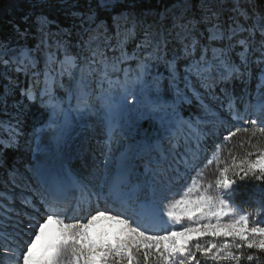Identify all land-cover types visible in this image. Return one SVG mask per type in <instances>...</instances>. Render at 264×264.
<instances>
[{"label": "snow or ice", "instance_id": "snow-or-ice-1", "mask_svg": "<svg viewBox=\"0 0 264 264\" xmlns=\"http://www.w3.org/2000/svg\"><path fill=\"white\" fill-rule=\"evenodd\" d=\"M123 2L127 10L111 16L112 29L99 14L113 12L121 0H85L82 10L71 12V29L57 25L53 33L56 22L38 13L31 23L23 18V31L13 25L15 45L0 41L4 78L15 71L29 80L13 100L14 123L0 138V164L8 149L20 148L21 138L29 151H39L34 142L47 139L45 155L60 156L69 124L56 88L66 93L69 107L76 101L80 116L93 113L91 97L100 91L107 142L125 127L129 134L144 133V142L130 146L95 188L81 180L69 184L61 161L55 170L33 165L39 182L31 199L17 206L0 197V264H264V11L253 0H199L198 14L192 0H175L157 13L137 12L136 0ZM161 64L173 98L161 92ZM254 72L261 81L255 103L248 91ZM234 82L242 85L239 92ZM18 86L8 80L0 108L8 107ZM206 97L219 109L209 108ZM192 98L203 109L195 120L185 119L177 106ZM30 103H39L48 117L25 137ZM249 180L259 182L261 193L252 212L234 202L237 183ZM173 184L183 191L173 192ZM101 219L113 222L111 230H93ZM49 223L59 226L58 233L37 250Z\"/></svg>", "mask_w": 264, "mask_h": 264}, {"label": "rangeland", "instance_id": "rangeland-1", "mask_svg": "<svg viewBox=\"0 0 264 264\" xmlns=\"http://www.w3.org/2000/svg\"><path fill=\"white\" fill-rule=\"evenodd\" d=\"M264 2V0H262ZM32 3H37L36 0H32ZM255 8L257 11H264V6L259 8L257 6V1L253 0ZM46 3H56L59 5L64 6L66 9L69 7L68 3H65L64 0H46ZM121 3H123V0H121ZM171 7V6H169ZM72 12V11H71ZM162 12V11H161ZM148 13H153V12H148ZM29 16H32V13L28 14ZM28 16V17H29ZM71 17L72 21L74 22V18L71 16V13L69 14ZM147 19L149 22L153 19L152 15H148ZM76 23H79L78 20L75 21ZM55 25V23L53 24ZM15 37L17 36V33L14 32L12 40L14 41L12 45L16 44V39ZM143 37V33H141V38ZM58 37H53V39H57ZM129 52L132 51V49ZM43 67V66H42ZM159 67H163L161 64ZM183 65L181 64V71H182ZM156 70L154 69V72ZM4 69L0 67V92L3 91L4 85L8 84V80L11 79L15 84L19 85L15 89V95H9L8 97V107L7 108H0V138H6L9 135V127L8 124L9 122H13L12 116L15 113L16 109L13 107V100H19L20 99V87H22V84L18 78H21L19 76L20 73H16L15 71H9L7 73L8 79H5L3 76ZM161 73V72H159ZM163 74L161 77V92L164 94L165 89L168 87L171 90V98L174 97V89L172 86L169 85L168 79L165 78V74ZM255 72L254 76L250 79L249 84H248V91L252 93V102L255 103V99L259 97L260 92L258 90V85H260L259 77L260 74H257V78H255ZM41 81L43 80V77L40 78ZM259 81V82H258ZM64 83L68 84V79L67 77L64 78ZM235 87L237 89V92H239V89L242 87V85L239 84V82H234ZM40 88L43 87V84L41 83L39 85ZM180 88H183V84H179ZM202 91V90H201ZM191 94H189L190 96ZM55 96L57 97V102H59L60 99H63L65 101L64 106L68 108L67 114H66V119L68 121V124L74 125L77 130L84 131L85 133L83 134V137L87 136L88 133L94 132V136H89V140L84 139L83 148L79 151H77L74 155H64L63 152L60 154V159L61 161L64 159L68 162L67 165L70 167L73 178L76 180H81L88 182L93 188L100 184L102 180L104 179L105 173H101L100 167L101 163L100 160L103 156V153H107L109 158L111 159L114 157V153L116 150H120L122 147H127L128 144V138L130 137V140L132 139V142L130 145H136L139 143L144 142V133L141 132L139 134V137L134 139V135L136 134L135 130L133 129L131 131V134H129V130L127 127L121 129L115 138L114 141L112 142H107L108 141V135L106 133L105 127L102 123V118L101 114H99V110L102 107L103 101L100 98L101 93L99 90L95 91L92 94L91 97V103L94 105L93 108V113L86 115V116H80L77 114L75 111V104L76 101H72V107H69L67 104V96L66 93L63 91V89L56 88L55 89ZM191 101H197L198 100L192 98L188 100H184L182 102H178V110L180 112V107L186 103H189ZM171 102V100H170ZM204 103L209 106V108L213 109H219V102L216 100H213L210 97H206L204 100ZM182 115V113L180 112ZM163 115V113L161 114ZM203 115V109L201 107V104L199 102L198 105V112L194 117H191V119L195 120L196 117L202 116ZM48 117V116H47ZM39 118V113H28L26 109V114L23 117L24 123H23V131L25 133V137L30 136V133L32 132L33 125L36 124H41L38 123L36 119ZM189 119V118H185ZM47 118L45 119V121ZM146 125V124H144ZM73 126V127H74ZM1 130H4V132H1ZM133 137V138H132ZM69 138V137H68ZM222 139V137H221ZM119 143H118V142ZM39 139H37L34 144L33 148L36 147L37 144L41 146L42 142ZM46 142V143H45ZM45 144H47V139H45ZM20 148L14 150L16 153V161L13 163H10L9 166H7V170H4L3 168L0 167V197L7 196L8 200H13L15 199L17 206H19V201L20 199L27 197L28 199H31V194L34 191L33 185L36 184V179L38 178L35 176L34 173L31 172V170H27L28 166H33L36 164H39L38 162H45L50 164L53 161L54 156L52 154H47L45 155L44 152H46V148H42L39 151H29L25 147V138H21L20 140ZM110 145V146H109ZM112 147V148H111ZM112 149V150H111ZM114 152V153H113ZM38 153L41 154V157H37ZM43 157V158H42ZM63 163V161H62ZM60 165V164H58ZM57 165V166H58ZM15 168L17 170V174L13 176L11 174V169ZM209 169H206V178L210 179V177L213 175L214 172L209 173ZM183 175V174H182ZM191 175H195L193 172ZM11 177V178H9ZM190 182V178H189ZM171 187L173 192H182L183 188L179 184H173L169 185ZM261 193L257 191V188L253 192V194L248 198L249 202H247V209H243L245 211L252 212L257 208L256 201L260 198ZM236 205V204H235ZM237 206V205H236ZM71 215V213L69 214ZM103 221V220H101ZM100 223V221H97L95 225ZM94 225V226H95ZM113 226V222L109 221L105 225L107 229L106 231L109 230V227ZM95 227H93L94 230ZM95 231V230H94ZM46 242L45 239L43 243ZM42 246L41 242L38 244V248L40 249ZM66 264V262H65ZM207 264H211V261L207 262Z\"/></svg>", "mask_w": 264, "mask_h": 264}, {"label": "trees", "instance_id": "trees-1", "mask_svg": "<svg viewBox=\"0 0 264 264\" xmlns=\"http://www.w3.org/2000/svg\"><path fill=\"white\" fill-rule=\"evenodd\" d=\"M32 0H0V41H10L11 44L14 42L12 40L14 35V27L13 25L19 26L20 30L23 31L25 27H28V24H26L23 20L25 16H29L28 14L32 13V16H29V23H31V20L34 18V14L38 13H44L48 16L50 20H54L56 23L55 25L51 26V31L53 33H56L58 31L57 25H59L60 29H71L73 25V21L69 14L71 11H77L82 10L85 4V0H78L77 6L74 8L72 7V4L76 2V0H67V3L69 4V7L66 9L64 6L59 4H52V3H32ZM37 1V0H36ZM257 6L259 8L264 6V2L262 0H256ZM175 0H136V11L137 12H161L165 8L171 6ZM199 0H192L193 9L192 11L197 12L198 9L196 5H198ZM127 7L123 3H120V6L117 7L113 12H105L101 11L99 16L100 19H104L107 21L109 28L112 29V19L111 16L119 13L120 11H126ZM99 22V21H98ZM114 30V29H113ZM31 31L35 32V25L32 26ZM141 33H139L138 38L136 41L130 42L128 45V50L130 51L131 48L135 46V43L139 41L141 38ZM16 39H19V37H15ZM17 42V41H16ZM21 44L25 43L24 40L19 41ZM27 44L29 47H31L35 41L29 37L27 39ZM75 51V49H73ZM43 65L41 64V67ZM159 72L165 74V78H167V72L163 67H159ZM21 78H18L24 86L25 84L28 85L29 80L26 78L22 73L19 74ZM166 97L171 98V90L167 87L165 89V92L163 94ZM171 100V99H170ZM198 103L196 101H191L188 104H184L181 106L180 111L184 115V118H189L191 115L196 114L198 112ZM27 112L30 114L32 112L39 113V118L36 119L38 123L43 122L47 116L48 113L40 107L39 103H30V106L27 108ZM143 127L147 128V124L143 125ZM1 132H4V130H1ZM1 136V134H0ZM135 137H139V135L135 134ZM239 140V137L237 140L233 141V144H236ZM236 154L240 155L241 150L236 149ZM227 156V153L225 151V154L220 157L221 160L225 159ZM16 153L13 149H8L4 156V161L2 164H0V167L4 170H7V166H9L10 163H13L16 161ZM215 165L210 168L209 173L214 172ZM10 178V177H9ZM213 178V175L210 177V179ZM259 182L254 180L244 181V182H238L237 183V191L235 193V201L239 204V206L246 208V202L249 201V197L253 194L255 189L257 188ZM213 264V262H211ZM245 264H248V262H245ZM251 264H256L255 261L251 262Z\"/></svg>", "mask_w": 264, "mask_h": 264}, {"label": "bare ground", "instance_id": "bare-ground-1", "mask_svg": "<svg viewBox=\"0 0 264 264\" xmlns=\"http://www.w3.org/2000/svg\"><path fill=\"white\" fill-rule=\"evenodd\" d=\"M258 73L259 72H255V74H256L255 78H257V74ZM259 81H260V77H259ZM73 126L74 125L69 124L68 135L66 137V143L64 144L63 151H62L64 155H74L77 151H79V150H81L83 148L82 144L84 143V139L89 140V136L88 135L94 136V132H92V133H88L87 136L83 137V134L85 132L77 130L76 127L75 126L73 127ZM128 139H129L128 140V144L129 145H127V147H122L120 150H116L115 153L113 152L115 155L111 159L109 158L107 153H103V156H102V158L100 160V163H101L100 171H101V173H106V171H108V170H110V169H112L114 167H117V168L119 167V164H120L122 156L125 155L127 153L128 149L130 148V146H132V145H130V143L132 142V139L130 140V137ZM45 143L41 144L40 149L47 148V144H45ZM37 157H41V154L38 153ZM106 158H107V168L105 167ZM58 161H61L60 156L59 157L54 156L53 161L50 164L45 163V162H38L39 164H37V166L48 167V168H51V169L55 170V169H59L60 168V165H58L59 164ZM62 161H63V163H62L63 169L62 170L63 171L65 170V172L67 174L69 172V174L71 175V172H70L71 169L66 163L68 161H66L64 159ZM65 164H66V167H65ZM34 174H36V173H34ZM66 181L67 182L69 181V178L67 176H66ZM94 206L95 205H93V207ZM101 220H103V221H101ZM101 220H100V223H98L97 225L94 226L95 227L94 230H105V229H107V227H105V225L107 223H109V221L104 220V219H101ZM58 227L59 226L56 225L55 223H49L48 225L45 226L44 231L40 235V239L37 241V250H39L38 244L40 242L42 244L40 249H42L47 243H49L52 239H54V237L58 233ZM111 227H109V230H111ZM44 239H45L46 242L43 243Z\"/></svg>", "mask_w": 264, "mask_h": 264}]
</instances>
